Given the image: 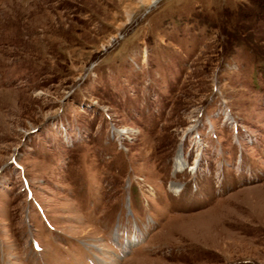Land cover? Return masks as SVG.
<instances>
[{"label":"rangeland","instance_id":"obj_1","mask_svg":"<svg viewBox=\"0 0 264 264\" xmlns=\"http://www.w3.org/2000/svg\"><path fill=\"white\" fill-rule=\"evenodd\" d=\"M0 264H264V0H0Z\"/></svg>","mask_w":264,"mask_h":264},{"label":"bare ground","instance_id":"obj_2","mask_svg":"<svg viewBox=\"0 0 264 264\" xmlns=\"http://www.w3.org/2000/svg\"><path fill=\"white\" fill-rule=\"evenodd\" d=\"M179 159V160H178ZM181 158H179V156L177 157V159H176V166L178 167V166H181L182 165V163H181ZM218 238V237H217Z\"/></svg>","mask_w":264,"mask_h":264}]
</instances>
